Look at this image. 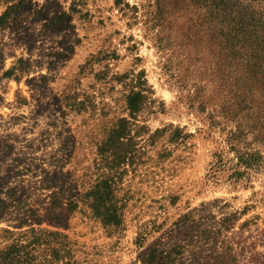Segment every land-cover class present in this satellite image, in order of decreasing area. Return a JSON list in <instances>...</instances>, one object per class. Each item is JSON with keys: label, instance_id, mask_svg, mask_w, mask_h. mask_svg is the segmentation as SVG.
<instances>
[{"label": "rangeland", "instance_id": "374dc122", "mask_svg": "<svg viewBox=\"0 0 264 264\" xmlns=\"http://www.w3.org/2000/svg\"><path fill=\"white\" fill-rule=\"evenodd\" d=\"M230 52L264 63V0H0V257L27 218L75 264H264V142L237 174L219 114L252 86ZM123 118L119 158L101 148ZM105 179L121 223L53 207Z\"/></svg>", "mask_w": 264, "mask_h": 264}, {"label": "trees", "instance_id": "16d2710c", "mask_svg": "<svg viewBox=\"0 0 264 264\" xmlns=\"http://www.w3.org/2000/svg\"><path fill=\"white\" fill-rule=\"evenodd\" d=\"M8 15H10V12H6L4 17ZM245 22L247 23L245 24V29L248 30L250 35H253L255 30L250 27L247 20ZM224 34L229 33L224 32ZM227 54L228 56L230 55L227 62H229L231 68H237L234 71H237L239 66L245 69L243 70L244 75L239 80H246L252 84L249 88L244 89L241 86L235 89L237 90L235 93L230 92L232 95L226 97L227 99L222 104L219 113L222 117L228 119V122L233 124L227 133L226 144L229 150L236 154L238 160L237 174H243L245 172H242L244 167L246 169H252L255 164L253 159L249 157V153L244 150V143H247L246 141L250 137H253L255 141L264 142V63L256 64V62H252L253 55H247L245 59L242 57L237 59L234 52ZM239 55L241 54L239 53ZM143 75L144 73L142 72L141 79L139 80L140 84H142L140 81ZM126 77H119V80H123ZM228 77L230 78L231 75H228ZM226 80L228 79L226 78ZM258 86L261 88L256 90ZM134 93H130L127 97V105L132 117L138 115L141 99H144L140 93ZM242 101L248 103L241 105ZM128 122V120L123 118L109 131V135L102 142V152H108L109 148L119 149L117 156L119 158L121 157L120 152L124 151V149H121L124 145L121 141L127 133L126 125ZM215 122V124H220L219 121ZM100 185L101 197L98 195V191L96 190L97 186L94 184L82 193L80 199L74 197L73 194V197L67 199H58L55 197L53 207L58 208L59 206L63 208L66 205L64 200H69L67 204L71 210L85 211L94 217L96 215L101 216L107 224L121 223V214H118V211L114 212L108 205V194L106 190H108L109 185L107 180H103ZM4 205V201L0 202V221L3 219L2 210ZM30 211L34 213L32 209ZM35 223L39 227L34 226V223L31 224L26 218L15 226L17 229H20V236L14 239L13 243L6 248L7 251L1 254L0 264H37V257L31 254L37 252L39 249L51 251V257L47 259L48 264H75L72 249L69 247V235L59 230L40 227V220ZM24 227H28V229L24 230ZM3 231L10 236L15 234V231L12 229H3Z\"/></svg>", "mask_w": 264, "mask_h": 264}]
</instances>
